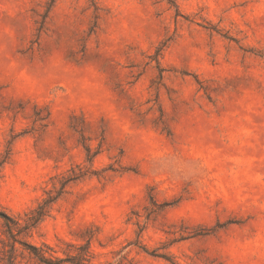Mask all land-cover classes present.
I'll list each match as a JSON object with an SVG mask.
<instances>
[{
  "label": "rangeland",
  "instance_id": "1",
  "mask_svg": "<svg viewBox=\"0 0 264 264\" xmlns=\"http://www.w3.org/2000/svg\"><path fill=\"white\" fill-rule=\"evenodd\" d=\"M5 153L54 256L264 264V0H0Z\"/></svg>",
  "mask_w": 264,
  "mask_h": 264
},
{
  "label": "trees",
  "instance_id": "2",
  "mask_svg": "<svg viewBox=\"0 0 264 264\" xmlns=\"http://www.w3.org/2000/svg\"><path fill=\"white\" fill-rule=\"evenodd\" d=\"M7 156L8 153H5L0 159V171L8 160ZM79 178L75 175L63 178L59 190L46 193L41 203L29 215H25L26 220L23 223L0 209V264H20L25 258L36 264H91L92 254L86 244L69 245L75 252L64 253L61 258L54 256L51 246L43 244L37 247L27 240L31 231L48 216L52 206L64 193L65 186Z\"/></svg>",
  "mask_w": 264,
  "mask_h": 264
}]
</instances>
